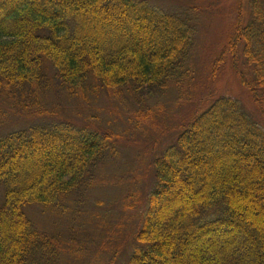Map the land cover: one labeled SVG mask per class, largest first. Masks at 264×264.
<instances>
[{
    "label": "trees",
    "instance_id": "1",
    "mask_svg": "<svg viewBox=\"0 0 264 264\" xmlns=\"http://www.w3.org/2000/svg\"><path fill=\"white\" fill-rule=\"evenodd\" d=\"M250 9L228 52L239 65L242 45L253 80L237 72L262 111L264 0H250ZM192 28L184 15L141 0H0V100L49 114L42 103L49 64L67 98L129 93L140 111L142 93L186 83ZM116 147L108 133L66 122L0 138V264H56L61 242L34 225L27 209L69 212L66 200L100 182ZM154 171L123 264H264V129L239 102L211 101L196 113ZM125 201L134 208L142 200L130 194Z\"/></svg>",
    "mask_w": 264,
    "mask_h": 264
},
{
    "label": "rangeland",
    "instance_id": "2",
    "mask_svg": "<svg viewBox=\"0 0 264 264\" xmlns=\"http://www.w3.org/2000/svg\"><path fill=\"white\" fill-rule=\"evenodd\" d=\"M141 1L157 11L184 15L193 27V45L184 68L189 77L179 89L171 83L162 93H142L140 111L133 109L129 93L123 95L126 99L100 92L89 95L88 101H76L56 88L55 71L46 64L45 74L52 80L42 103L49 114L36 116L21 111L17 102L15 108L0 100V138L35 124L66 122L108 133L117 145L118 158L101 168L100 182L66 200L69 212L36 206L27 209L34 225L61 242L56 264H109L114 257L116 264H123L127 260L155 183L157 156L175 143L183 127L211 101L225 98L239 102L264 129V109L257 108L238 75L241 70L253 80L240 55L242 45L236 48L239 65L234 66L228 52L236 26L245 27L251 18L250 0ZM137 113H141L140 119ZM130 194L142 200L134 208L127 207L125 201Z\"/></svg>",
    "mask_w": 264,
    "mask_h": 264
}]
</instances>
